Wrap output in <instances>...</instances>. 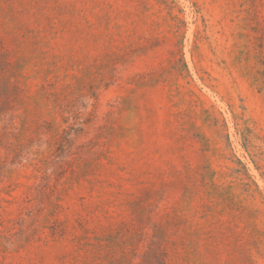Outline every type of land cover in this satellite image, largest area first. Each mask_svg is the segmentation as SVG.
Segmentation results:
<instances>
[{
  "label": "rangeland",
  "instance_id": "rangeland-1",
  "mask_svg": "<svg viewBox=\"0 0 264 264\" xmlns=\"http://www.w3.org/2000/svg\"><path fill=\"white\" fill-rule=\"evenodd\" d=\"M0 264H264V0H0Z\"/></svg>",
  "mask_w": 264,
  "mask_h": 264
}]
</instances>
